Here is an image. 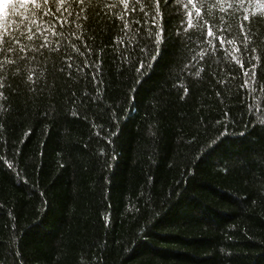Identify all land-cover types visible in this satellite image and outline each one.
I'll return each instance as SVG.
<instances>
[{
    "label": "trees",
    "instance_id": "obj_1",
    "mask_svg": "<svg viewBox=\"0 0 264 264\" xmlns=\"http://www.w3.org/2000/svg\"><path fill=\"white\" fill-rule=\"evenodd\" d=\"M215 2L194 0L197 16L169 0L155 60L139 0L126 30L108 9L0 10L23 77L0 123V264H264V0L227 14ZM49 24L75 57L71 79L18 59L38 55L20 49Z\"/></svg>",
    "mask_w": 264,
    "mask_h": 264
},
{
    "label": "snow or ice",
    "instance_id": "obj_2",
    "mask_svg": "<svg viewBox=\"0 0 264 264\" xmlns=\"http://www.w3.org/2000/svg\"><path fill=\"white\" fill-rule=\"evenodd\" d=\"M30 6V10L33 12L35 16L38 18H43V16L51 15L52 9L56 11L57 14L62 15L63 13H69L72 15L73 12L79 8V12L85 13L83 17L79 14L76 15V20H94L96 16H100L104 14V10L108 9V14L113 16L114 21L124 20L123 29H129L133 27V25L129 24L126 21V17L129 16V10H136V2L137 0H119V3L108 4L106 0H27ZM140 3L143 4V7L139 9L140 13L143 16L151 15V30L148 33V37L146 38L149 42H151L152 37L154 36V42L158 47V51H156V55L152 57L155 60L160 56L161 51L163 50V45L166 42L165 30L162 27V24H157L156 18L159 17L162 22L165 19V12L168 8L169 0H163V3H160V0H157V10L155 12L153 9V0H139ZM10 0H0V10L5 8H9ZM240 3H243V0H240ZM187 4L193 6L195 13L197 16L200 15V7L194 3V0H187ZM121 5L123 6L121 14L117 15L116 10L120 9ZM212 7H218L219 11L227 14L228 11L231 10L232 7L236 6L235 0H232L230 3L229 0H216L215 3L211 5ZM187 7V5H185ZM88 10V11H86ZM191 15V14H189ZM55 20V18H53ZM244 20L249 21V17L245 15L243 17ZM66 23H76V21H65ZM35 23V21H33ZM59 23V21H56ZM144 24H148L149 21H143ZM189 27H192L191 22H189ZM76 27L79 29L81 27L87 28V24L81 25L76 24ZM58 30L54 27L53 24H49L48 28L37 27L31 35H26V39L29 41H38V44H34L32 49H20L21 52L24 51H34L38 55L31 57H23L19 56V60L27 59L29 62L36 61L37 64L40 63V58L43 57L44 61L48 62L51 65V69L54 73H64L68 79H71L73 72V61L75 57L70 54L65 48L63 51L60 47L52 46L53 43L55 45H60L61 40L57 39L55 42L49 39V32L56 33ZM42 35V39H41ZM208 35L211 36L213 33L211 30L208 32ZM218 40L222 42H226L228 44L232 43V40L226 39L224 36H217ZM79 39V37H77ZM18 43V38L14 33L11 32V29L5 25L3 28H0V51L5 52L4 61L0 62V123H2L5 119H7L8 115H10V109L5 107L4 102L9 100V94L16 90L19 87V82L23 80V77L20 76L21 69L17 61H13L8 59L6 56L7 52L13 51L11 45ZM75 51L79 52L80 50L76 48L75 44L72 45ZM46 50V51H44ZM140 51H145V48H141ZM233 52L237 51L236 48L232 49ZM253 52L256 49H252ZM257 57L253 56L252 59H256ZM233 59H236L233 57ZM69 61L67 64L64 61ZM9 65H14L15 67L10 68ZM88 67L87 64L84 66ZM140 67H143L141 65ZM84 69L76 64L75 72H83ZM137 71H140V68H137ZM43 74V72L41 73ZM32 69H29L28 80H32ZM223 83V81H222ZM245 85H247V81H245ZM71 103H76L74 97L70 101ZM83 103V100H81ZM113 135H118V133H114Z\"/></svg>",
    "mask_w": 264,
    "mask_h": 264
}]
</instances>
